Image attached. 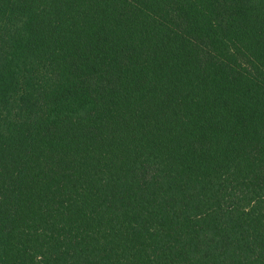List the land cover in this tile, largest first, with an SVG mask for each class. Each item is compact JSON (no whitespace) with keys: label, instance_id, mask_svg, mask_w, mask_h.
I'll list each match as a JSON object with an SVG mask.
<instances>
[{"label":"trees","instance_id":"16d2710c","mask_svg":"<svg viewBox=\"0 0 264 264\" xmlns=\"http://www.w3.org/2000/svg\"><path fill=\"white\" fill-rule=\"evenodd\" d=\"M0 264H264V0H0Z\"/></svg>","mask_w":264,"mask_h":264}]
</instances>
